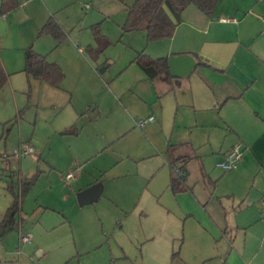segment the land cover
<instances>
[{
    "label": "crops",
    "instance_id": "1",
    "mask_svg": "<svg viewBox=\"0 0 264 264\" xmlns=\"http://www.w3.org/2000/svg\"><path fill=\"white\" fill-rule=\"evenodd\" d=\"M18 1L2 16L0 0L7 78L0 138L6 128L12 138L2 154L14 150L7 163L19 170L16 188L40 175L23 198L17 244L9 232L0 239L4 255L16 248L22 263L34 257L39 264H112L105 253L118 229L140 218L145 244L157 235L168 245L181 239L182 258L196 251L199 264H264V0H218L211 17L190 6L171 39L148 42L145 31L131 32L132 52L109 77L110 61L92 62L84 51L86 22L127 14L130 4ZM81 2L86 14L74 6ZM56 10L67 13L57 18ZM51 17L68 34L61 43L38 37ZM29 48L60 68L59 86L26 76ZM141 52L190 56L196 65L185 77H173L169 67V76L151 81L134 63ZM150 117L153 123L137 127ZM72 128L79 133L65 134ZM238 145L244 159L225 172L219 164ZM25 147L33 153L18 155ZM169 156L181 158L177 167L187 171L189 190L178 195ZM96 185L99 199L80 206L78 195ZM7 209H0V222ZM23 234L32 243L22 245ZM173 255L171 262L179 258Z\"/></svg>",
    "mask_w": 264,
    "mask_h": 264
},
{
    "label": "trees",
    "instance_id": "2",
    "mask_svg": "<svg viewBox=\"0 0 264 264\" xmlns=\"http://www.w3.org/2000/svg\"><path fill=\"white\" fill-rule=\"evenodd\" d=\"M120 3L126 0H116ZM218 0H136L127 7V21L123 26V31L130 33L134 31H145L148 42H156L164 39H171L182 22L184 12L190 6H195L207 16H213ZM21 6L18 0H1V15L6 16ZM97 48H91L92 58L98 59L104 49L109 45L108 40L101 34L99 26L93 28ZM40 36H51L57 42L66 40V33L51 17L40 31ZM134 63L138 65L151 81L167 75L169 76V59H153L149 55L141 52L137 55ZM24 73L28 78L46 81L54 86H59L64 79V74L56 64L49 63L45 56L35 53L31 48L26 51ZM6 74L0 67V88L6 83ZM77 128L69 129L65 134L77 135ZM172 147H170L171 149ZM172 159L171 163V189L176 195L188 191L187 171L185 168L177 167L179 159ZM183 159V158H182ZM180 173H179V172ZM40 174L22 181L16 188L15 183L10 182L7 191L12 197V203L7 209L3 220L0 222V239L8 232L17 229L20 225L22 201L27 190L34 184ZM177 254H174L175 257Z\"/></svg>",
    "mask_w": 264,
    "mask_h": 264
},
{
    "label": "rangeland",
    "instance_id": "3",
    "mask_svg": "<svg viewBox=\"0 0 264 264\" xmlns=\"http://www.w3.org/2000/svg\"><path fill=\"white\" fill-rule=\"evenodd\" d=\"M69 1H74V0H69ZM135 1L136 0H126L125 3L132 5ZM82 3L84 2H81L78 6L74 4V6L75 8L81 7L80 10H82L83 12L84 9ZM55 13L56 14H54V17L57 16V18L58 17L63 18L67 13V11L58 12L56 10ZM84 13L86 14V11ZM98 16H99L98 20H96L92 24H90V22H86L87 24L85 28L88 29H85L84 31L85 33L82 41V43H86L87 45L84 47V51L86 52L88 59L92 62L101 63L109 60L110 63L112 64V69L109 71L106 77H109L110 74H115V76H117L116 72L123 66V63L126 60V58H124L125 57L124 54H127L128 52H132V49L126 43V41H128V37L130 34L123 31V26L121 27L118 26L120 21L124 24L126 23L127 14L122 10L109 18L104 16L103 14L101 15L98 14ZM94 26H99L101 34L109 42V45L107 46V48L104 49L99 59L92 58L90 53L91 47H89V44H93L95 42L94 32L92 29ZM66 36H67L66 39H68L67 33ZM38 37H42V36L38 34ZM92 48L95 49L96 47H92ZM7 131H9L8 128H6L5 136L0 138V151H1L0 209H2V213H4V211L7 209L9 203L12 200L10 193L7 191V182L13 183L12 181L13 177L15 173L19 171L14 161L11 164L7 163L8 159L15 158L12 155L14 150L7 149L9 152H7V154H2V149L6 148L5 146H8L9 144L12 143L11 142L12 138L10 139L8 137L9 132ZM142 221L143 220H141L140 218H139V222L137 221V219H132L127 223H125V227L123 230L118 229L115 237L111 241V250L108 248L106 249L107 251L105 253L107 254V257L112 258L113 261L112 264H199L198 255H200L202 252L189 251L188 254L186 255V258H182L183 253L181 250V243H182L181 239L177 240L175 243L171 245H168L167 240L164 239L163 235L160 236L157 235L155 243L145 244V240L143 241V238L145 239V237H143L142 234L143 231L141 227ZM132 223H134L135 226L132 225ZM9 233L11 234V236H13L12 238L13 241L11 243L13 244V248H14L18 242L19 230H13L10 231ZM13 248L11 249L12 251H10L11 254L4 255V249L2 246H0V264H39L40 263L38 259L34 257L27 258L28 260L22 263L21 260L25 257L23 255L22 256L15 255V253H17V249L16 248L13 249ZM177 253L179 255V258L171 262V255Z\"/></svg>",
    "mask_w": 264,
    "mask_h": 264
},
{
    "label": "water",
    "instance_id": "4",
    "mask_svg": "<svg viewBox=\"0 0 264 264\" xmlns=\"http://www.w3.org/2000/svg\"><path fill=\"white\" fill-rule=\"evenodd\" d=\"M195 61L190 56H180L178 58H171L169 60V67L171 75L173 77H185L191 73L195 67ZM102 193V186L96 185L87 191H84L78 195V202L80 206L88 205L96 202Z\"/></svg>",
    "mask_w": 264,
    "mask_h": 264
},
{
    "label": "built area",
    "instance_id": "5",
    "mask_svg": "<svg viewBox=\"0 0 264 264\" xmlns=\"http://www.w3.org/2000/svg\"><path fill=\"white\" fill-rule=\"evenodd\" d=\"M154 121H155V118L150 117L148 120L138 121L136 125L138 128H143L147 123H153ZM32 153H33V148L31 147H25L23 152H17L18 155H29ZM243 159H244L243 148L242 146L238 145L219 164V167L225 172H231L239 167ZM69 177H72V175H70ZM21 243L22 245L32 243V236L29 234H23L21 236Z\"/></svg>",
    "mask_w": 264,
    "mask_h": 264
}]
</instances>
